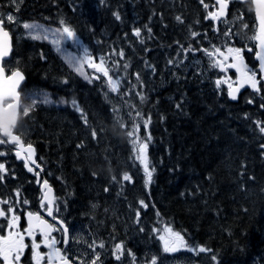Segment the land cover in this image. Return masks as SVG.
<instances>
[{"label": "trees", "instance_id": "obj_1", "mask_svg": "<svg viewBox=\"0 0 264 264\" xmlns=\"http://www.w3.org/2000/svg\"><path fill=\"white\" fill-rule=\"evenodd\" d=\"M251 5L250 0H230L229 15L240 21L232 19L233 35L222 48L241 49L257 72ZM216 6L215 0H0L1 16L10 10L21 20L48 26L61 27L63 21L83 39L88 55L103 57L109 75L119 80L113 92L102 74L100 80L81 79L51 44L24 35L17 39L6 22L13 33V56L22 60L24 89L45 88L52 99L78 103L37 105L20 115L28 121L17 132L34 146L55 196L63 202L69 191L70 215L94 217L101 203L95 194L120 201L119 192L130 199L122 213L140 211L136 227L150 234V228L166 224L188 245L216 253L220 264H255L261 255L264 264V133L257 127V122L264 124V90L245 89L230 100L227 89L213 92L211 81L202 84L187 70L193 68L190 58L217 40L214 22L206 19ZM221 27L226 30V23ZM180 45L199 46L182 58L176 50ZM229 75V80L236 76L234 71ZM114 93L128 110L119 107ZM149 117L145 134L139 133L154 169L146 186L143 164L132 157L127 133L138 119ZM127 166L131 180L123 179ZM109 205L102 200V207ZM121 237L120 232L113 236L114 241ZM135 240L138 236L123 246Z\"/></svg>", "mask_w": 264, "mask_h": 264}, {"label": "rangeland", "instance_id": "obj_2", "mask_svg": "<svg viewBox=\"0 0 264 264\" xmlns=\"http://www.w3.org/2000/svg\"><path fill=\"white\" fill-rule=\"evenodd\" d=\"M11 12L14 16L15 13L8 10L4 12L2 15L6 18L7 14ZM15 23H11V28L14 29L17 34V39L20 38L19 35H24L26 37H31L29 34L32 32L34 35H38L40 38H37L42 41H47L49 44H51L52 48L56 51L57 55L63 62H65V65L73 71V74H76L78 77H80L83 80L91 81L92 78H96L100 80V74L103 75L102 72L96 71L94 67L91 66L92 63L100 64V59H95L91 57V60H89V55L87 53V49L85 46V43L82 38L79 37V35L74 30L75 37L72 39L64 38L62 39L60 45L54 44L52 41L56 38L53 34L56 29L60 28L58 26H48L47 24H44L42 22H36V21H28V20H21L17 16ZM235 14H232L231 17L224 20V22L227 25L226 30L222 29V27L219 28V30H216L214 28V32H216L217 40L214 41V43L207 44L206 48L201 47V55H195L193 58H190V67H193L192 69H187L188 73L190 75H194L200 78V81H202V84L206 81H211L213 84L210 86V88L213 90V92H217L218 89L221 90L223 88L228 89L229 83L233 84V79L229 80L227 78V73L222 72L221 74H218L216 71V66H214V63L217 62L214 58V56L209 55L208 53L213 52L215 49L222 48L220 45H227L228 38L232 37L233 33L230 34L231 25H232V19L239 18ZM29 23V24H35L37 25V28L35 30H29L25 29L23 27V24ZM6 24V22H5ZM234 28V26H232ZM216 30V31H215ZM235 30V29H232ZM243 32L240 33L242 35L245 31V28L242 29ZM233 32V31H232ZM228 33V35H225ZM47 35L48 39H44L43 36ZM207 38V36H206ZM208 43V42H207ZM218 44V45H217ZM199 46V45H198ZM198 46H194L192 49L191 46H185L180 45L177 47V52L179 57L185 58V56L191 55L193 51L198 50ZM184 49H191L190 51L185 52ZM207 50V51H206ZM75 62V63H74ZM80 64L81 70L78 72L76 70L75 65ZM5 68L8 73L12 72L15 68H22V60L19 59V57L13 56L10 60L6 61L4 64ZM104 67L106 65L104 64ZM216 67V68H215ZM214 72V73H213ZM83 73V74H81ZM216 78H221V85L216 84ZM113 79V78H112ZM116 80V79H113ZM227 81V82H225ZM92 83V82H91ZM216 86V87H215ZM22 97L19 99L21 102V116L24 115L23 109L27 107L28 105L32 104L33 107L31 109L36 108L37 105H71L72 107H78V103L75 99H73L76 103V106H73V103L71 104L70 101H67L63 97L54 98L52 99V95L50 94V91L45 88H25L22 87ZM116 96L117 94L114 93ZM115 96V97H116ZM72 101V100H71ZM117 101L119 104V107H125L127 110L129 109V106L125 104L121 98L117 96ZM35 102V103H33ZM79 110V108L77 109ZM139 122L142 120L138 119ZM28 120H26L27 122ZM23 119H21L20 123L24 125L26 123ZM136 122L135 128H133L134 124L132 125V128H129L128 131H134V136L130 138V145L133 146V155L135 160L140 162L139 159H137L138 155V144L142 142L139 137V133L144 132L147 130V128L144 127V122ZM19 125V124H18ZM27 125V124H26ZM29 127V125H27ZM139 126V127H137ZM26 126L24 125L23 129H25ZM22 131V129H21ZM23 132V131H22ZM27 132V131H26ZM25 134V133H24ZM29 134V133H27ZM26 137V136H25ZM7 148L0 146V152H7ZM3 155H0V164H4L6 161L5 158H3ZM123 164L126 163L123 159ZM144 168V164H143ZM125 169V173H129L131 171V168L127 166ZM1 172V171H0ZM120 175V174H119ZM124 176V175H123ZM89 191V190H87ZM44 192V191H43ZM21 193V191L19 192ZM119 193V192H118ZM117 193L116 196L120 198L119 200L110 199L109 197L102 196L101 194H95L96 198L98 200L97 206H95V213L96 215L94 217H89L87 215V218L85 220H80L78 217H80L79 214H72L69 216L71 219V226H72V234L75 239H81V244L84 249H82V252L85 253V256L89 259L88 264H91L93 258L96 256V254H99V259L102 258L103 254H107L110 258L114 259V264H152V258L156 257L155 264H220L219 260L216 256V253H213L212 251H206V252H199V251H192L191 249H198V246L195 248V246H190L183 240V244L177 242L174 246L177 248L176 251L173 252H165L164 251V244L163 241L160 240V235H166L171 236L172 233H177L174 231L170 226L164 224L161 227L154 226L151 229V234L144 229V226H137V222H141L140 215L137 216V213L140 211H137L134 215L128 214V213H122L121 208L125 207L124 204H130V199L128 196H119ZM22 195V194H21ZM31 192L27 191L26 194L24 193V197L31 199L30 197ZM69 191L64 192V201L68 200L69 198ZM44 196V195H43ZM42 196V197H43ZM102 197V199L100 198ZM102 200L107 201V204L110 206V208L102 207ZM71 204V203H70ZM67 206L69 207V203H67ZM86 216V215H85ZM100 220V221H99ZM136 223V224H135ZM121 228L119 231L118 229ZM170 228L172 230V233H166L165 229ZM121 233V240H115L113 236L117 233ZM140 235H145L146 237H141ZM148 235V236H147ZM134 236H138V240H135L137 246L135 247L134 241L132 243L131 247H123L124 242L123 241H130ZM174 239V237H172ZM95 242V250H93L90 245ZM103 242L104 247H99V244ZM117 244L122 245V249L119 253L120 259H116V255H114L115 246ZM186 245V246H185ZM131 253V254H129ZM213 256L216 258L213 260ZM262 255L260 257H255V264H261L262 261L260 260ZM201 260V261H200ZM100 264H104L103 260H100ZM235 264V263H231Z\"/></svg>", "mask_w": 264, "mask_h": 264}, {"label": "snow or ice", "instance_id": "obj_3", "mask_svg": "<svg viewBox=\"0 0 264 264\" xmlns=\"http://www.w3.org/2000/svg\"><path fill=\"white\" fill-rule=\"evenodd\" d=\"M13 3H16V0H12ZM201 3H203V0H201ZM217 3L220 5V9L218 12H209L208 17L206 19L211 18L213 20L218 19L219 17H222L225 15V9L227 7L228 0H217ZM250 3H254L257 7L256 15L259 19L260 23V33L257 35L256 39L259 40V50L256 52V56L260 61V71L264 73V0H250ZM205 8H208V5H204ZM17 11L19 10V6L17 4ZM116 16V19H120V16L118 13H114ZM176 19L178 21L181 20V17L177 16ZM5 22L11 24L15 23L16 17L9 12L5 17L0 16V59L6 57L9 55V52L11 50L10 45V37L9 32L5 30L4 24ZM23 27L25 29L29 30H35L37 28V25L35 24H29L25 23L23 24ZM135 34L137 36L140 35V30L135 29ZM32 37V39L40 38L38 35L32 34V32L29 33ZM56 38L52 41L56 45H60L62 39L68 38L72 39L75 37V33L73 30L64 24L63 21H61V27L56 29L54 34ZM192 36H196L197 33L192 32ZM225 35H228L226 33ZM44 39H48L47 35L43 36ZM191 49H184L185 52L190 51ZM207 51V50H206ZM212 56H219L223 57V60H220L219 62H215L214 66L221 67L222 70L226 71V67H232L236 68L237 72H241V66H243V61L241 57V50L239 48H231L229 47L227 49V55H225L223 52L220 51V49H215L213 52L208 53ZM121 56H123V53H120ZM229 56L234 61L231 64L224 66V61H226ZM89 60H91V57H89ZM75 63V62H74ZM169 63H174V61H169ZM105 60L102 57L100 60V64L92 63L91 66L96 69L98 72H102L105 77L108 78V84L113 92H116L118 90L119 80H113L112 77L109 75V69L104 67ZM76 70L79 72L81 70V65L76 64L75 65ZM127 67V65H125ZM246 67V66H245ZM83 74V73H81ZM24 79L22 73L19 70H16L12 72L11 76L6 77L4 75V69L2 66H0V104L7 103L10 100H13L19 93L17 91V85L20 81ZM137 79H139V75L137 74ZM261 80H264V76L261 77ZM261 80H257L256 72L251 71L250 69H246V71L243 73V83L249 84L255 91L259 92L261 89L258 87ZM5 82H7V86H5ZM227 82V81H225ZM221 83L220 80L216 81V84L219 86ZM229 88H232V84L229 83ZM238 89H235L233 91L229 92V95L232 97V99H235V91ZM251 102V101H249ZM35 103V102H33ZM73 106H76L75 101L72 102ZM9 107H12V105H9ZM33 107L32 104L28 105L23 109L24 114L26 115L31 108ZM179 107V105H178ZM20 106L19 103L16 104L17 111L19 110ZM138 117L140 113L137 112L136 114ZM15 119V113H12L10 116H6L3 118H0V132L6 134L11 138L13 142H15L22 150L29 153V156L26 159V167H28L29 171H33V168L28 165V161L31 160V163L34 165L35 161L31 159V153L33 151L31 145H28L27 149L23 148V145L20 141V138L17 136H14L12 132L9 131L10 128H12L13 120ZM150 121V117L145 120L144 127L147 128L148 123ZM139 127V126H137ZM257 127L259 128L261 133H264V124L261 122H257ZM134 131H129L127 135L129 137L134 136ZM96 133L93 132V136L95 137ZM150 135L147 137V140H150ZM4 141H0V143H3ZM147 142H140L138 144V155L137 159L141 161L142 164H144V171H145V184H149L151 182L152 173L154 169H150L147 163L146 158V149H147ZM261 147H264L262 145ZM21 155L20 152H17V156L19 157ZM36 167H39V165H36ZM0 171H4V165L0 164ZM38 176L39 173H36ZM3 179V176H0V180ZM115 179V177H113ZM124 180H131V177L125 173L123 176ZM42 191L45 192L44 196L42 197V206L47 207V214L53 218V220H56V217L53 215V206H54V200L50 199L47 195L48 192L51 191L50 187L48 186V182L45 180L42 185ZM17 196H19V192L17 191ZM23 203L27 204L28 201L25 200ZM142 205L144 204L143 201L140 202ZM0 204H7L9 207L7 208V211H5L3 208H0V217H4L7 219L8 223V230L6 235H0V260L3 261V264H20L21 256L23 255V252L27 245L24 243L25 236H28L32 239V251H33V261L34 264H41V261L47 258V264H54V262L58 261L59 264H72V262L67 258L66 255H64L61 251V249L56 247L57 240L51 235L54 231H60L62 230L65 234L64 236V243H68V230L66 226H64L63 221L57 220V224L60 226L59 228L49 223L48 221L44 220L40 215L34 214L32 212L27 213L28 217V224L29 226L21 232L19 230V219L20 217L16 215L14 208L11 205V201L4 200L0 201ZM146 207V205H144ZM10 214V215H9ZM137 216H139V213H137ZM39 232L40 235L44 237V239L40 242H36L35 234L36 232ZM166 233H172V230L170 228L165 229ZM174 237V239L172 238ZM160 240L163 241L164 244V251L165 252H173L176 251L177 248L174 246L177 244V242L183 244V237L180 235V233H172L171 236H167L161 234ZM41 244L48 247L51 251L47 254H42L38 251ZM95 242H93L90 247L95 250ZM186 246V245H185ZM99 247L103 248L104 244L101 242L99 244ZM122 249L121 244H117L115 246L114 255H116V259H120V251ZM192 251H199V252H206L210 251L209 249H206L204 247H199L198 249H191ZM131 254V253H129ZM216 258L213 256V260ZM99 261V254L97 253L96 256L93 258L91 264H98ZM156 257L152 258V264H155Z\"/></svg>", "mask_w": 264, "mask_h": 264}, {"label": "flooded vegetation", "instance_id": "obj_4", "mask_svg": "<svg viewBox=\"0 0 264 264\" xmlns=\"http://www.w3.org/2000/svg\"><path fill=\"white\" fill-rule=\"evenodd\" d=\"M235 48V47H233ZM245 56V55H244ZM246 57V56H245ZM231 60L227 61V64H231ZM227 73V78L230 77L229 72H231V69L226 67V71H223ZM221 78H217L216 80H220ZM221 81V80H220ZM222 83H220L221 85ZM6 104H9L7 102ZM18 125V124H17ZM19 127V125H18ZM13 128L12 131L14 133H18L17 129ZM0 141H4L3 143H0V146L7 148V152H0V155H3L6 161L2 164L4 165V171L0 172V176H3V179L0 180V201L9 200L11 201V205L15 210L16 215L20 217L19 219V230L23 232L24 229H26L28 224L27 219V213L32 212L34 214L40 215L44 220L48 221L51 224L56 225L58 228L60 227L57 224V220L63 221L64 226H66L68 230V243H64V232L62 230L60 231H54L52 232V236L57 240L56 247L61 249L62 253L67 256V258L72 262V264H88L89 259L85 256V253L82 252L81 248H85L81 244V239H75L72 234V226H71V218L70 216V210L67 206L68 201L63 202L60 201V199L55 196L54 199V206H53V215L56 217V220H53L51 216L47 214L48 210L47 207L42 206V196L43 191L41 188V185H39L45 177L43 176V171L41 170V167H36L34 165H29L33 168V171H29L28 167H26L25 162L23 159L17 157V144L11 142V138L7 135H3L0 132ZM25 144L27 141H24ZM27 157V153L24 151L23 154ZM3 160L2 158H0ZM36 173L40 174V183L38 182V177ZM30 188L32 190V193L30 195L31 199L25 198L24 193L26 194V189ZM17 191L19 193V196H17ZM22 194V195H21ZM27 200L28 203L25 204L23 201ZM9 205L7 204H0V208H3L5 211H7V208ZM10 215V214H9ZM8 230V223L7 219L4 217H0V235H6ZM36 242L40 243L44 237L40 235V233L37 231L35 234ZM24 243L27 245L25 248L23 255L20 259V264H34L33 261V251H32V239L28 236H25ZM124 247V246H123ZM38 251L42 254H47L51 250L46 247L45 245L41 244ZM100 260L104 261V264H114V259L110 258L107 254H103L102 258L99 259L98 264H100ZM0 264H3V261L0 260ZM41 264H47V258L45 257L44 260L41 261ZM54 264H59L58 261L54 262Z\"/></svg>", "mask_w": 264, "mask_h": 264}, {"label": "water", "instance_id": "obj_5", "mask_svg": "<svg viewBox=\"0 0 264 264\" xmlns=\"http://www.w3.org/2000/svg\"><path fill=\"white\" fill-rule=\"evenodd\" d=\"M217 1V0H216ZM229 4L227 3V6H228ZM252 6H253V12H254V15H255V19H256V21H257V29H255L256 30V32H255V47H256V52L259 50V40H257L256 39V37H257V35L260 33V23H259V19L257 18V15H256V11H257V7H256V5L254 4V3H252ZM218 9L216 10V12H218L219 11V9H220V5L218 4ZM227 9H228V7H226V9H225V15L227 14ZM224 15V16H225ZM224 16H222V17H219V18H223ZM218 18V19H219ZM218 19H215L216 21H218ZM5 27V26H4ZM5 30H7L8 32H9V37H10V45H11V50H10V52H9V55L8 56H6V57H4V58H2V59H0V66H2L3 67V69H4V75L6 76V77H9V76H11V74H12V72H14V71H16V70H19L21 73H22V75H23V77H24V79L22 80V81H20L19 82V84L17 85V91H18V95L13 99V100H10V101H8L9 102V104H5V103H3V104H0V118H3V117H6V116H10L12 113H15V119L13 120V122H12V124H13V126L12 127H15L16 126V124H17V121H18V112H19V110L17 111V109H16V104L17 103H19V106H20V101H19V99H20V87H22L23 85H24V83H25V81H26V76H25V73H24V71L21 69V68H15L12 72H10V73H8L7 71H6V69H5V67H4V62H6V60L7 59H9L10 57H11V55H12V51L14 50V38H13V35L11 34V32H10V30L8 29V28H5ZM222 52V51H221ZM256 52L254 53V57H255V59H256V61H257V69H258V71H259V74H260V77L258 78L257 77V80H261V77L262 76H264V73H262L261 71H260V61H259V59L257 58V56H256ZM242 57V61H243V66H241V72H237V70H236V68H232V67H230V68H232L235 72H236V76H237V79H236V83L232 86V88L230 89H228L227 90V92H228V97H229V99L230 100H237L238 99V97H239V95H240V93L243 91V90H245L246 88H249L251 91H255L249 84H246V83H243V73L246 71V69H250V67H248V64H247V62H246V60L244 59V57L243 56H241ZM220 60H223V57H222V59H218V62L220 61ZM234 61L232 60V63H233ZM246 66V67H245ZM220 69H222L221 67H219ZM261 82L263 83V88H264V80H261ZM5 86H7V82H5ZM258 87H260V84L258 85ZM235 89H238V90H236L235 91V96H236V98L235 99H232V97L229 95V92L230 91H233V90H235ZM264 90V89H263ZM9 105H12V107H9ZM20 109V108H19ZM9 131L10 132H12L11 131V128L9 129ZM2 133V132H1ZM3 135H6V134H4V133H2ZM14 136H17L18 137V135H16V134H14V133H12ZM20 138V137H19ZM20 141H21V143H22V145H23V148L24 149H27V147H28V145H31V147H32V149H33V151H32V153L30 154L31 155V159L32 160H34L35 161V165H38V163H37V161L35 160L36 159V150L34 149V146L32 145V144H27V145H25L24 143H23V141H22V139L20 138ZM11 142L12 143H15V142H13L12 140H11ZM18 150H17V152H20L21 153V155L19 156V158L22 160H25V162H26V159H27V157L29 156V153L28 152H26L27 153V157L26 156H24V155H22L23 154V152H24V150H22L19 146H18V148H17ZM30 164H32L31 163V160H29L28 161V165H30ZM38 180H39V175H38ZM47 181L48 182V186L50 187V189H51V191L50 192H48L47 193V195H48V197L50 198V199H52V200H54V195H55V191H54V187L52 186V185H50L49 184V181L47 180V179H44V181ZM43 181V182H44ZM43 182H42V184H40L41 186L43 185ZM44 194H45V192H44ZM27 219H28V217H27ZM28 221V220H27Z\"/></svg>", "mask_w": 264, "mask_h": 264}]
</instances>
